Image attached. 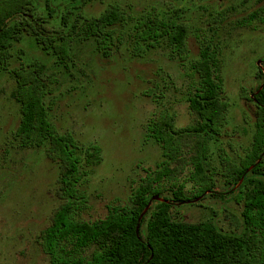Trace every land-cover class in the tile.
<instances>
[{"label":"rangeland","instance_id":"374dc122","mask_svg":"<svg viewBox=\"0 0 264 264\" xmlns=\"http://www.w3.org/2000/svg\"><path fill=\"white\" fill-rule=\"evenodd\" d=\"M111 4L134 18L151 9L182 8L178 20L189 29L187 58L180 60L164 46L143 59L131 57L125 47L106 58L91 41H76L74 67L67 72L29 40L19 45L24 60L44 65L43 78L53 89L50 116L57 130L71 134L82 150L100 149V161L85 168L86 182L73 191L74 217L89 222L104 219L108 208L130 206L140 185L156 183L168 191L181 185L187 195L200 188L192 144L183 139L179 150L165 155L145 128L162 112L174 115L178 128L193 123L187 98L198 79L192 64L205 45L217 48V74L228 103L226 121L201 166L206 175L218 180L229 163H239L250 150L257 110L248 100L249 92L264 82V1L97 0L85 13L98 15ZM39 6L46 13L44 0ZM251 14L259 15L249 24L241 23ZM154 83L162 89L151 94ZM14 88L10 74L0 76V264H49L40 233L69 197L59 182V161L45 149L22 148L14 140L20 121ZM81 161L87 165L84 158ZM222 179L217 194H206L199 205L174 209L173 218L191 223L210 220L224 231L241 233L244 195L230 193ZM92 251L89 248L84 255Z\"/></svg>","mask_w":264,"mask_h":264},{"label":"trees","instance_id":"16d2710c","mask_svg":"<svg viewBox=\"0 0 264 264\" xmlns=\"http://www.w3.org/2000/svg\"><path fill=\"white\" fill-rule=\"evenodd\" d=\"M95 1L44 0V13L39 0H0V76H12V98L20 112L13 138L22 148L45 149L53 160L59 161V182L69 197L40 233L48 263L264 264V82L249 92L248 100L257 110L250 150L239 163H229L225 175L218 180L206 175L201 166L228 112L217 74V48L211 45H205L192 64L198 79L187 98L193 123L178 128L175 116L162 112L145 128L149 139L161 146L165 155L172 156L179 150L183 139L192 144L196 150L193 162L202 180L200 188L187 195L181 185L168 191L156 183H147L134 191L130 206L108 208L104 219L89 222L74 217L72 209L77 204L73 202V191L86 182L85 168L100 161V149L82 150L71 134L57 130L51 121L53 89L50 81L43 78L44 65L24 60L25 53L19 45L29 40L54 58L59 70L67 72L74 67L76 41H91L95 51L106 58L125 47L131 57L143 59L162 46L180 60L188 56L189 29L178 20L182 8L151 9L134 18L119 5L111 4L98 15L85 13ZM161 13L172 18L166 19ZM258 15L251 14L241 23L249 24ZM160 87L154 83L149 92L154 94ZM83 158L87 165L81 164ZM222 178L230 193L244 195L241 233L224 231L210 220L191 223L173 218L174 209L199 205L206 194H217ZM153 197L159 200L153 201ZM66 245L71 248L66 250ZM89 248L93 251L85 256Z\"/></svg>","mask_w":264,"mask_h":264},{"label":"water","instance_id":"95a60500","mask_svg":"<svg viewBox=\"0 0 264 264\" xmlns=\"http://www.w3.org/2000/svg\"><path fill=\"white\" fill-rule=\"evenodd\" d=\"M258 64H259V63H258ZM152 200H159V198H158V197H153ZM147 210H148V207L144 210V212H146ZM144 212L142 213L141 217H143Z\"/></svg>","mask_w":264,"mask_h":264}]
</instances>
